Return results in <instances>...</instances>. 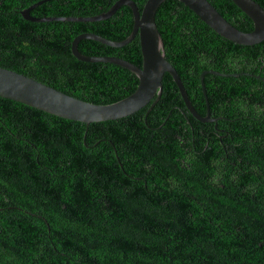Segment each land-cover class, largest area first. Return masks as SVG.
<instances>
[{"label":"trees","instance_id":"obj_1","mask_svg":"<svg viewBox=\"0 0 264 264\" xmlns=\"http://www.w3.org/2000/svg\"><path fill=\"white\" fill-rule=\"evenodd\" d=\"M36 1L0 0V68L95 105L136 90L133 74L71 53L83 33L124 40L128 7L92 23L25 20ZM116 1L51 0L30 16L92 17ZM131 1L141 11L146 0ZM207 1L240 32L253 30L231 0ZM252 1L264 10V0ZM155 18L165 58L200 116L203 71L253 80L204 78L214 121L201 123L163 76L152 130L150 103L92 123L87 137L84 123L0 97V264H264V41H227L177 0ZM77 49L141 66L138 37L120 48L84 39Z\"/></svg>","mask_w":264,"mask_h":264},{"label":"water","instance_id":"obj_2","mask_svg":"<svg viewBox=\"0 0 264 264\" xmlns=\"http://www.w3.org/2000/svg\"><path fill=\"white\" fill-rule=\"evenodd\" d=\"M47 1L51 0H38L27 6L21 12V16L31 22L92 23L110 18L122 6L128 7L132 14V30L122 41H110L95 34L83 33L76 36L71 44L72 56L77 61L91 64H112L133 74L138 80L136 90L118 102L108 105H95L84 102L24 75L0 68V97L59 118L84 123L87 126L86 137L92 123L114 121L128 117L150 103L145 117L146 127L148 130H152L148 127L147 117L161 99L163 76H170L177 87L186 110L194 119L201 123L214 121V119L210 118V104L204 78L253 80L249 78H222L216 76L220 75L217 72L203 71L200 74V86L205 99L206 115L202 117L192 107L180 77L165 58L163 41L156 27L155 17L158 7L166 0H146L141 11H139L136 4L131 0H117L105 12L86 18L65 17L40 19L30 16V11L33 8ZM177 1L194 13L214 33L227 41L243 47L257 46L264 41V10L252 0H231L253 23V30L248 33L240 32L229 24L207 0ZM135 37H138L139 40L142 59L141 66H135L118 57L84 56L77 49L78 43L84 39L99 42L107 47L120 48L132 42Z\"/></svg>","mask_w":264,"mask_h":264}]
</instances>
